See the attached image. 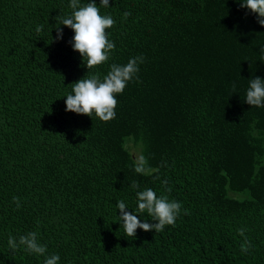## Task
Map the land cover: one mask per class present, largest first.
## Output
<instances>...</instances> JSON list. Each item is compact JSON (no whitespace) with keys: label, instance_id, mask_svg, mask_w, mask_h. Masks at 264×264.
Listing matches in <instances>:
<instances>
[{"label":"trees","instance_id":"1","mask_svg":"<svg viewBox=\"0 0 264 264\" xmlns=\"http://www.w3.org/2000/svg\"><path fill=\"white\" fill-rule=\"evenodd\" d=\"M95 2L116 47L87 69L71 28L56 39L70 0H0V264H264V107L245 102L264 79V26L240 0ZM139 56L115 119L65 110L74 82ZM134 181L181 203L175 226L126 235L120 200L156 222ZM29 232L46 255L10 251Z\"/></svg>","mask_w":264,"mask_h":264},{"label":"clouds","instance_id":"2","mask_svg":"<svg viewBox=\"0 0 264 264\" xmlns=\"http://www.w3.org/2000/svg\"><path fill=\"white\" fill-rule=\"evenodd\" d=\"M101 6L109 7V0H100ZM70 8L73 10L71 15L62 18L56 28V39H62L63 29L60 25L67 26L74 31L72 37V47L78 51L83 60L86 58L87 69L100 66L110 59L111 53L115 49V43L108 38L106 29L112 28L115 24L110 15H101L100 8L95 0H89L87 4H81L80 0H70ZM240 6L249 9L256 14L257 22L264 26V0H240ZM131 15L125 12L124 17ZM41 28H37L40 31ZM144 57H134L124 65L111 64L110 71L100 78L99 74H92L87 78H81L74 82L72 94L66 96V111L77 114H84L92 117L93 113L103 122L115 119L117 98L116 94H122L128 82L139 80V64L143 63ZM245 102L252 107H264V79L255 77L250 80V86L247 89ZM147 160L143 155L136 158L135 172L145 174L147 172ZM166 185L167 181H163ZM136 191L138 202L137 213H147L155 223H149L147 220L142 222L137 214L128 211L129 208L123 200L117 202V208L120 215L119 220L123 225L124 231L129 237H136L137 229L144 231L155 230L162 232L165 226H175L176 220L181 212V203L169 201L167 196L160 195L147 188L139 190L138 182L131 185ZM170 191V189H168ZM13 202L17 208L21 207L18 197H13ZM185 214H188L185 209ZM241 236L244 235V229H240ZM8 246L10 251L15 253L23 248L30 254L44 256L47 253V246L38 241L36 232H29L21 235L17 240L9 236ZM252 247L251 242L245 239L241 245V251L247 252ZM60 256L53 254L46 256L44 264H58Z\"/></svg>","mask_w":264,"mask_h":264}]
</instances>
